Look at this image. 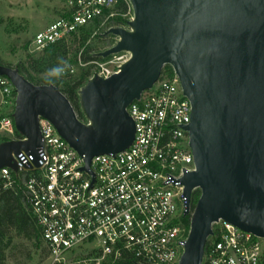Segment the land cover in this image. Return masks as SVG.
<instances>
[{"label": "water", "instance_id": "1", "mask_svg": "<svg viewBox=\"0 0 264 264\" xmlns=\"http://www.w3.org/2000/svg\"><path fill=\"white\" fill-rule=\"evenodd\" d=\"M133 30L103 57L128 51L118 73L95 78L81 89L80 122L54 84L37 85L0 64L17 91L16 129L27 140L0 145V169L25 151L40 164L39 116L50 120L89 168L93 157L124 151L135 138L128 105L139 99L171 65L192 103L190 132L196 171L183 182L187 212L194 189L201 195L180 264H202L212 224L225 220L264 238V0H131Z\"/></svg>", "mask_w": 264, "mask_h": 264}, {"label": "built area", "instance_id": "2", "mask_svg": "<svg viewBox=\"0 0 264 264\" xmlns=\"http://www.w3.org/2000/svg\"><path fill=\"white\" fill-rule=\"evenodd\" d=\"M122 4L127 11L119 8ZM131 13V0H64L62 15L33 36L31 51L69 42L89 27L115 36L109 31L122 28L118 21ZM115 37L108 49L120 41ZM78 62L86 65L81 57ZM91 62L96 67L91 80L107 79L123 67ZM74 72L68 67L64 74ZM6 97L15 108L17 91L0 75V102H7ZM192 109L175 69L172 75L162 70L158 81L127 107L136 129L131 146L93 157L89 168L55 125L39 116L40 164L23 150L13 153L17 170L0 169V182L14 187V172L28 174L20 187L49 251V264H180L193 212H187L183 182L196 171L187 129ZM85 117L78 119L94 128ZM15 128L10 114L0 117V131L10 140H27L16 138ZM212 231L202 264H264V238L222 219L212 224Z\"/></svg>", "mask_w": 264, "mask_h": 264}, {"label": "rangeland", "instance_id": "3", "mask_svg": "<svg viewBox=\"0 0 264 264\" xmlns=\"http://www.w3.org/2000/svg\"><path fill=\"white\" fill-rule=\"evenodd\" d=\"M64 0H0V62L12 68L26 62L28 57H39L42 52H32L30 48L33 36L47 27L56 17L63 12ZM135 13H131L124 19L118 21L126 31L133 30L132 22ZM105 29H94L89 41L90 50L86 57L91 60L84 61L81 52L78 53L86 65H80L78 61H72L67 65L73 67L75 72L71 75L62 74L61 81H77L85 73H90V81L96 67L91 61L108 63L109 66L117 68L130 59L128 51L103 57L107 47L116 41V37L105 34ZM94 35V36H93ZM106 35V36H105ZM72 43V41H70ZM74 50L77 45L73 44ZM107 48V49H106ZM94 59V60H93ZM34 84H44L48 78L55 77L51 74H36L32 72ZM59 76V78H60ZM81 98V96H80ZM7 102H0V116L10 114L14 109L11 98L6 97ZM83 111V108H81ZM84 112V111H83ZM83 119L86 120L84 113ZM0 137L8 138L6 133L0 131ZM9 264H49V251L43 240L29 242L17 238L8 251Z\"/></svg>", "mask_w": 264, "mask_h": 264}, {"label": "trees", "instance_id": "4", "mask_svg": "<svg viewBox=\"0 0 264 264\" xmlns=\"http://www.w3.org/2000/svg\"><path fill=\"white\" fill-rule=\"evenodd\" d=\"M119 8L122 11H127V6L125 4L120 5ZM92 32L93 28L89 27L85 29L79 37L75 36L71 39L70 41H72V43H70V41L59 42L58 44L45 49L39 57H28L26 62L21 63L15 69H17L25 79L34 83L32 72L36 74H51L50 70L52 69L57 67L66 68L72 60L71 56L73 53L74 59L72 61H78V53L80 52L84 61L91 60L90 57L86 56L90 50L89 41L91 39ZM73 44L77 45L75 50ZM0 64L3 65L1 62ZM164 71L170 75L173 74V68L170 65H165L163 68V72ZM61 77L63 76H60V78L55 76L48 79H52V84L56 85L61 92L66 95L73 105L78 118L82 120L84 112L81 110L82 104L80 91L89 83L90 73H85L80 77V79L74 82L69 80L62 82ZM46 80L44 84H47ZM35 84L38 85L39 83ZM14 110L15 108L10 113L12 117H14ZM5 116L6 115L0 117L3 118ZM15 137L18 139L23 138V135L16 128ZM9 140V138L0 137V145ZM14 176L17 181V185L14 187H4V182H0V264H9L8 251L15 239L20 238L29 242L42 240L41 231L37 222L25 207L23 193L20 187L28 174L23 172H14ZM200 195V190L193 193L191 203L192 210L195 209ZM187 222H190V218Z\"/></svg>", "mask_w": 264, "mask_h": 264}, {"label": "clouds", "instance_id": "5", "mask_svg": "<svg viewBox=\"0 0 264 264\" xmlns=\"http://www.w3.org/2000/svg\"><path fill=\"white\" fill-rule=\"evenodd\" d=\"M65 70L66 69L64 67H57L55 69L50 70V72H51V75H54V76H56L58 78L60 75L64 74ZM46 83L47 84H52L53 80L52 79H47Z\"/></svg>", "mask_w": 264, "mask_h": 264}, {"label": "crops", "instance_id": "6", "mask_svg": "<svg viewBox=\"0 0 264 264\" xmlns=\"http://www.w3.org/2000/svg\"><path fill=\"white\" fill-rule=\"evenodd\" d=\"M56 19H57V17H56ZM54 20H55V19H54ZM54 20H53V21H54ZM53 21H52V22H53Z\"/></svg>", "mask_w": 264, "mask_h": 264}, {"label": "bare ground", "instance_id": "7", "mask_svg": "<svg viewBox=\"0 0 264 264\" xmlns=\"http://www.w3.org/2000/svg\"><path fill=\"white\" fill-rule=\"evenodd\" d=\"M131 56H132V54H131Z\"/></svg>", "mask_w": 264, "mask_h": 264}]
</instances>
